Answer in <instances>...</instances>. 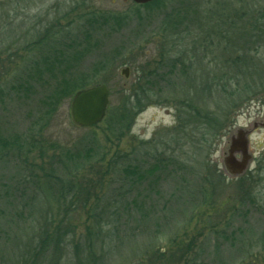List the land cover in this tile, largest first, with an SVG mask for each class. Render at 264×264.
Returning a JSON list of instances; mask_svg holds the SVG:
<instances>
[{"label":"rangeland","instance_id":"rangeland-1","mask_svg":"<svg viewBox=\"0 0 264 264\" xmlns=\"http://www.w3.org/2000/svg\"><path fill=\"white\" fill-rule=\"evenodd\" d=\"M181 3L188 9L179 10ZM174 10L182 25L165 32ZM260 12L264 0H165L150 8L132 0H0V139L22 147L0 162V224L9 233L0 234V248L23 250V241L48 222L51 240L61 242L42 254L43 264H75L76 247L86 245L90 232L102 235L96 264H264V125L254 126L264 124V37L249 34ZM89 20L102 25L86 52ZM69 45L81 53L77 62L58 52L60 62L46 71L51 49ZM168 58L180 62L166 77ZM157 60L167 66L152 76L154 85L141 83L151 92L119 131L113 120L125 96ZM70 65L83 89L110 91L99 125L72 123L69 93L46 104L55 88L51 73L69 77ZM126 68L128 79L121 74ZM239 128L250 132L252 160L244 175L231 177L223 159ZM74 148L95 151V158L62 175L63 166L51 162ZM158 160H166L160 169ZM130 165L146 179L123 180ZM50 174L65 182L78 177L76 194L54 198L62 185L56 181L43 191ZM7 190L10 198L2 199ZM60 221L67 228L61 238Z\"/></svg>","mask_w":264,"mask_h":264},{"label":"trees","instance_id":"trees-1","mask_svg":"<svg viewBox=\"0 0 264 264\" xmlns=\"http://www.w3.org/2000/svg\"><path fill=\"white\" fill-rule=\"evenodd\" d=\"M165 0H157L155 2H152L150 4H147L146 6L148 8L150 7H155V6H159L164 4ZM183 7V8H182ZM188 9V3L182 4L181 3V8L179 10H186ZM179 10H174L171 11L168 16H167V20L166 23L164 25V30L165 32H178L179 31V27L182 25V22L177 18V16L179 15ZM184 12V11H183ZM261 13V12H260ZM229 18H225V19H221L220 20V24L225 25V23H227L226 20H228ZM261 20H264V13H261L260 16L258 18H256L257 23H255L256 25H254L251 29V32L249 33L251 37H255L256 39H263L264 37V22L262 23H258ZM97 24V27H96ZM100 25H102L98 20H89L87 21V25L84 27L85 28V38L87 39L86 41V46L84 48V51H88V46H91L90 44V37L95 36V33L97 31V29H100ZM218 28H220V26H217ZM216 27V28H217ZM221 33V32H219ZM58 44V42H57ZM62 47L64 46V44H61V42L59 43ZM65 47V46H64ZM72 46L69 45V50L66 51V49H61V47H59V49H54L52 48L51 50L53 51L52 54H50L49 56H51L52 58H48V56L46 57V59L43 60V64H45V68L46 71H50L52 72L51 66L53 64H58L60 62V60H58L57 58V54L58 52H61L60 54H64V57L72 62V61H76L79 59L78 57H81V53L79 52V54H76L75 52L71 51ZM69 52V53H68ZM42 61V59H41ZM163 61V60H162ZM161 60H157L155 61V65L153 67V70L149 75L145 74L143 76H141V78H139V87L138 89H136V91H133L134 94L132 95H128L125 96V107L123 109V111L121 112V114L118 116V120H113V122L116 123V126L118 128L119 131H123L124 128H128L129 125L127 124L129 115L131 114V109H137L138 111H141V108L144 104V102L146 101L145 97H147V95L150 94L151 91L146 90L145 88H142L141 83L142 82H146V83H151L152 85H154L153 83H156L158 81V76L157 77H152L155 75L156 71H158L159 69H161L165 65L164 61L162 62ZM168 63H170L171 65L167 66L170 70H168L164 76L168 77L170 75H173L172 70L175 69L177 66V63L180 62L179 60H174V59H170L168 58L167 60ZM37 68V67H36ZM73 66L70 65L68 66L66 69L67 71L71 72L68 73L70 76L69 77H65L64 75L61 76V78L59 79L57 77V75H54L53 73L52 76H50L51 80H56L55 81V88H53L50 92L49 95L47 96L46 99V104L51 107V104H53V102L60 96H63L67 93H69L70 97H73L74 94L83 89L84 86L83 84L78 85L79 81L82 80H74L71 76V74L73 73ZM38 69H40V67H38ZM39 71H42L41 69ZM145 70L143 69V72ZM63 74L64 71L62 70ZM76 72V71H75ZM74 72V73H75ZM66 74V73H65ZM38 82L43 83V80L45 79V76L43 75V73H39L38 75L35 76ZM150 78H152V80L154 82H150ZM29 79L24 80L22 82H20L19 86L22 87L24 85H29ZM49 87H50V83H49ZM48 92V90L46 91V93ZM199 114V113H198ZM201 114V113H200ZM199 114V115H200ZM20 144H17L16 142L11 143L9 141H6L5 139H0V162L3 161L5 162L6 159L13 153H17L18 149L21 147L19 146ZM22 148V147H21ZM21 150V149H20ZM87 149L84 150H78L75 149L74 150H67L64 154H60V156H55L54 159L52 160L51 164L54 165L53 167H58L60 166V168H62L63 166V171L61 172L62 175H67V172L69 171V173L72 172H78L81 170V168L87 164H91L90 160H94V152L95 151H88ZM84 153H87L84 156ZM157 156H155V159H158ZM163 159V158H162ZM158 168H161V164H166V160H158ZM85 163V164H84ZM94 163V164H93ZM92 165H97V164H104V160L102 159V163H96L93 162ZM58 165V166H56ZM163 166V165H162ZM73 168V169H71ZM156 167H154L153 169H155ZM152 169V168H151ZM152 169V170H153ZM67 171V172H66ZM125 177L123 178V180L125 181H129V180H133L132 177H137L138 180H143L146 179L145 177V173L140 174L137 169V166H126L122 169ZM149 173V171L147 172V174ZM152 174V173H151ZM46 176V175H45ZM47 177V176H46ZM46 179H48L47 182V186L44 188L43 187V191H52L51 188L54 186L53 181L55 183H60L62 185H60L57 189V191L59 192L58 194H54L53 197L56 198V196L61 200V201H65L66 199V195H73L76 194V191L79 189V185L77 184L76 180H78V177L76 178V176L73 178L72 181L74 182H65L64 179H62L61 177H58L56 174L54 176H50L47 177ZM72 179V178H70ZM50 181V182H49ZM49 184H52L53 186H50ZM55 187V186H54ZM11 196L9 190H7L4 193V197H2V199H9ZM58 198L56 199L58 202ZM8 202V200H6ZM5 201V202H6ZM4 202V203H5ZM62 204V203H60ZM29 206V205H28ZM101 215V214H100ZM1 217H4V212L0 211V219ZM99 216L97 215V219L95 221V223L97 222L98 224H102V218L101 216L98 218ZM46 221V220H45ZM56 221H54L55 223ZM46 224V222H45ZM44 224V230L42 233L38 234L36 232H33V234L31 236H29L27 238L26 241V245L24 247V249L22 250H18L16 248H9V250H7L8 248H0V264H43L42 260L40 261L41 257H43V259L45 258V256H42V254L46 255V252L49 251L51 252L52 249H54L55 251H57L59 249V245H60V239H52L50 232L48 231V228L45 227ZM48 224V222H47ZM46 224V225H47ZM52 223L49 222V225H51ZM51 227V226H49ZM43 229V228H42ZM100 229V228H99ZM101 230V229H100ZM2 229V224H0V234H5V237L8 238L9 233L5 232ZM57 234L58 236L61 238L62 236L66 235L67 233V228L64 225V223L62 221H60L58 223L57 226ZM89 237V239L87 240L86 245L83 248H77L76 247V258H75V264H96V260H97V255H96V250L98 251V247H99V242L98 240H101L102 235H100L99 233L95 234L93 232H90V235L87 236ZM97 239V242H94L95 239ZM94 240V241H93ZM35 241L38 242V245L35 244ZM4 243H6L7 246H9V244L13 243V240L8 239V241H5ZM42 252V253H41ZM42 262V263H41ZM55 264V263H54ZM98 264V261H97Z\"/></svg>","mask_w":264,"mask_h":264},{"label":"water","instance_id":"water-1","mask_svg":"<svg viewBox=\"0 0 264 264\" xmlns=\"http://www.w3.org/2000/svg\"><path fill=\"white\" fill-rule=\"evenodd\" d=\"M136 5H147L157 0H132ZM121 74L128 79L130 69L122 70ZM110 104V91L106 85H99L77 91L70 104L72 123L79 128H90L104 121ZM249 133L239 129L231 137L227 156L223 159V167L231 177L244 175L252 160L249 154ZM240 155V159L236 155Z\"/></svg>","mask_w":264,"mask_h":264},{"label":"flooded vegetation","instance_id":"flooded-vegetation-1","mask_svg":"<svg viewBox=\"0 0 264 264\" xmlns=\"http://www.w3.org/2000/svg\"><path fill=\"white\" fill-rule=\"evenodd\" d=\"M263 125H264V124H262V125H261V124H258L257 122H256V123H254V126H255V127H258V126H260V127L262 126V127H263ZM239 129H242V128H239ZM239 129H238V130H239ZM238 130H237V131H238ZM242 130H244V131L248 132V133H249V135H250V132H249L248 130H246V129H242ZM237 156H239V157H240V155H239V154H237V155H236V157H237Z\"/></svg>","mask_w":264,"mask_h":264}]
</instances>
